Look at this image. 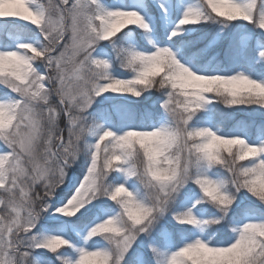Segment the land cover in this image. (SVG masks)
Returning a JSON list of instances; mask_svg holds the SVG:
<instances>
[{
	"label": "snow or ice",
	"instance_id": "obj_1",
	"mask_svg": "<svg viewBox=\"0 0 264 264\" xmlns=\"http://www.w3.org/2000/svg\"><path fill=\"white\" fill-rule=\"evenodd\" d=\"M0 264H264V0H0Z\"/></svg>",
	"mask_w": 264,
	"mask_h": 264
}]
</instances>
